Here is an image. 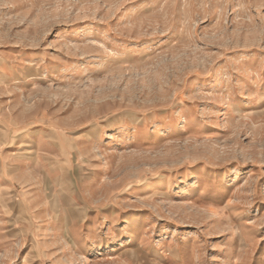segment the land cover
Listing matches in <instances>:
<instances>
[{"label": "rangeland", "instance_id": "374dc122", "mask_svg": "<svg viewBox=\"0 0 264 264\" xmlns=\"http://www.w3.org/2000/svg\"><path fill=\"white\" fill-rule=\"evenodd\" d=\"M0 264H264V0H0Z\"/></svg>", "mask_w": 264, "mask_h": 264}]
</instances>
